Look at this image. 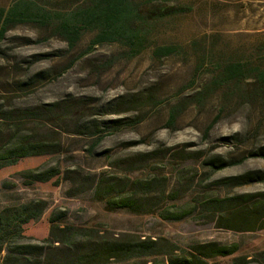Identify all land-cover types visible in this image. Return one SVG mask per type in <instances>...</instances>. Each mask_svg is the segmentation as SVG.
<instances>
[{"label": "rangeland", "instance_id": "obj_1", "mask_svg": "<svg viewBox=\"0 0 264 264\" xmlns=\"http://www.w3.org/2000/svg\"><path fill=\"white\" fill-rule=\"evenodd\" d=\"M24 1L59 24L87 0H0V9ZM139 1H152L145 13L155 5H173L181 11L149 20L146 48L136 57L122 42L93 47L96 33L92 31L84 32L71 49L52 29L37 24L14 26L0 41V105L18 109L60 102L82 106L86 121H137L104 134L92 153L95 138L80 136L75 125L53 117L61 134L51 133L50 124L36 133L61 141L62 153L26 158L1 169L0 212L34 200L48 203L44 217L26 228L29 242L41 243L48 237L49 216L57 210L68 213L71 225L106 235L166 239L181 248L194 242H237L241 250L235 257H252L264 250V230L239 233L193 218L168 222L156 214L111 210L95 195L101 181L123 186L130 179L161 176L167 178L169 192L184 191L181 201L168 204L172 208L205 195L215 179L264 174V159L249 158L209 180L203 160L192 155L238 159L264 148V106L247 96L264 71V0ZM160 46H174L177 53L159 58L154 51ZM43 55L49 56L40 58ZM233 67H239L245 81L219 86L222 73ZM42 71L52 78L19 90L18 81ZM201 93L204 99L197 101ZM193 97L197 99L188 104ZM179 105L181 113L170 124L171 110ZM2 136L0 145L7 141ZM186 157L187 161L182 159ZM54 167L60 168V176L47 183L29 185L21 176L26 170ZM218 192L261 193L264 182ZM231 259L208 264H231Z\"/></svg>", "mask_w": 264, "mask_h": 264}, {"label": "trees", "instance_id": "obj_2", "mask_svg": "<svg viewBox=\"0 0 264 264\" xmlns=\"http://www.w3.org/2000/svg\"><path fill=\"white\" fill-rule=\"evenodd\" d=\"M150 4L152 1L87 0L56 24L52 16L43 13L41 9L35 10L30 1H24L9 10L0 9V41L14 26L37 24L52 29L53 34L67 42L71 49L79 44L84 32L92 31L96 33L93 47L122 42L132 48L131 57H136L146 48L148 34L145 27L149 20L181 11V8L173 5H155L145 13L144 8ZM154 52L157 57L164 58L175 55L177 49L174 46H160ZM48 56L43 55L40 58ZM238 68L225 70L219 86L233 81L244 82L242 71ZM51 78L52 75L42 71L28 81L20 80L16 84L22 91L33 87L35 81L41 82ZM203 94L201 93L198 99L193 97L188 104H192V100L196 99L202 101ZM247 96L264 106V71L258 73L256 83L247 92ZM138 103L141 106L142 103ZM180 113V105L172 108L170 124L176 123ZM84 114L82 106H70L60 102L18 109L0 105V139L2 135L7 138V141L0 145V170L16 165L26 158L62 153L61 141L43 139L36 133L39 127L50 124L54 127L50 130L51 133L61 134L62 131L53 117L60 116L61 120L75 125L80 136L95 138L90 147L92 153L105 138L104 134L118 132L137 123H101L95 119L86 121ZM155 154L156 152L147 154L146 157ZM192 155L203 160V166L208 170V178L211 180L216 173L241 165L249 158L264 159V148L238 159H225L220 155L204 157L201 153ZM182 159L187 161L188 157ZM60 173V168L54 167L44 171L26 170L21 176L30 185L50 182L59 177ZM263 182L264 174L259 172L215 179L210 183L211 188L205 195L198 196L190 203L174 204L172 208L168 207V204L181 201L184 191L176 189L169 192L168 180L161 176L130 179L123 186L101 181L95 188V195L105 201L111 210L156 214L168 222L193 218L199 222L214 223L218 229L252 233L264 230V192L223 195L218 191H233ZM47 210L48 203L41 199L7 207L0 212V264H208L212 260L229 258H232L231 264H264V250L252 257H235L241 250V245L237 242H194L186 248H181L166 239L135 236L121 238L92 228L71 225L68 222V213L57 210L49 216L48 237L41 243L27 241V226L40 221Z\"/></svg>", "mask_w": 264, "mask_h": 264}]
</instances>
